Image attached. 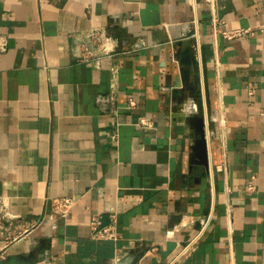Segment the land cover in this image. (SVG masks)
Masks as SVG:
<instances>
[{"label": "crops", "instance_id": "crops-1", "mask_svg": "<svg viewBox=\"0 0 264 264\" xmlns=\"http://www.w3.org/2000/svg\"><path fill=\"white\" fill-rule=\"evenodd\" d=\"M1 43L0 259L264 264V0H0ZM113 213L120 237L91 238Z\"/></svg>", "mask_w": 264, "mask_h": 264}, {"label": "built area", "instance_id": "built-area-1", "mask_svg": "<svg viewBox=\"0 0 264 264\" xmlns=\"http://www.w3.org/2000/svg\"><path fill=\"white\" fill-rule=\"evenodd\" d=\"M247 34L254 35L255 32L250 28H234V29H222V35L227 39H233L237 37H242ZM95 48H99V52L95 50ZM0 49H4V44H0ZM115 53V48L111 42V39L108 33L105 31L103 27L94 26L91 27L87 34V39L82 45V51L79 55L81 61L91 62L96 66L100 65V61L105 57H111ZM117 73L118 70L116 67H113L112 70V87L116 86L117 81ZM136 104V101L133 98L129 100V107ZM262 113L264 114V108L262 109ZM137 125L140 127H151L154 125L152 119L141 116ZM112 140L118 139V134L113 133L111 135ZM257 188L255 184V176L249 180L247 184L248 191H255ZM53 208L56 213L60 216L66 217L71 208L74 205V199L72 197H56L53 199ZM3 219L6 221L14 220L16 218V214L10 211L2 212ZM91 231L90 237L93 239H118L120 237L118 233V217L115 213L111 214L110 221L108 223L103 222L102 215L95 214L90 222ZM4 230L3 224L0 225V235ZM204 229H202L191 241H189L182 249L181 254L187 253L191 249L196 246L199 238L203 234Z\"/></svg>", "mask_w": 264, "mask_h": 264}, {"label": "water", "instance_id": "water-1", "mask_svg": "<svg viewBox=\"0 0 264 264\" xmlns=\"http://www.w3.org/2000/svg\"><path fill=\"white\" fill-rule=\"evenodd\" d=\"M197 133L200 135V139H199V145H203L205 146V142H206V129H205V123H204V119L201 118L199 121V125L197 127ZM0 264H33V262L31 260L28 259H24L21 258L20 260L14 256H8L4 259H0Z\"/></svg>", "mask_w": 264, "mask_h": 264}, {"label": "rangeland", "instance_id": "rangeland-1", "mask_svg": "<svg viewBox=\"0 0 264 264\" xmlns=\"http://www.w3.org/2000/svg\"><path fill=\"white\" fill-rule=\"evenodd\" d=\"M1 223L3 224L2 219H1V216H0V225H1Z\"/></svg>", "mask_w": 264, "mask_h": 264}]
</instances>
